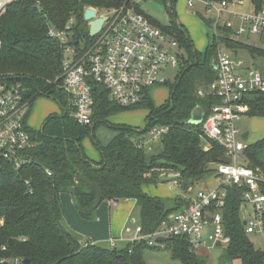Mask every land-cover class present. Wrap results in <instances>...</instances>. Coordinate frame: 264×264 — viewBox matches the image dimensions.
Listing matches in <instances>:
<instances>
[{"label":"trees","instance_id":"obj_1","mask_svg":"<svg viewBox=\"0 0 264 264\" xmlns=\"http://www.w3.org/2000/svg\"><path fill=\"white\" fill-rule=\"evenodd\" d=\"M158 1L165 3L174 18L169 26H162L139 5L136 8L178 42L184 52L179 75L175 84L166 85L170 87V97L165 104L156 106L148 94L140 105L139 108L148 110L141 132L116 126L117 135L106 145L96 140L99 124L131 109L115 104L104 86L93 83V125H79L69 107V96L59 88L65 50L71 46L80 51L83 45L94 41L84 19L86 10L94 9L102 17L126 3L130 5L132 0H11L7 4L0 17V81L21 83L30 111L37 98L43 96L56 100L61 112L50 115L43 130L30 129L34 142L28 153L30 165L15 170L8 163L1 164L0 264L16 257L30 264H148L144 253L154 248L144 243L129 244L124 249L83 243L65 221L61 195H71L81 217L89 221L104 202L134 200L143 233H152L171 214L187 208L191 199L152 197L145 188L180 179L181 188L186 184L188 189L195 190L198 184L207 183L216 175L217 164L229 162L219 145L210 143L206 147L201 124H188L196 107H201L207 116L214 105L220 104L216 98L197 95L200 87L216 80L214 62L219 44L211 38L205 52H199L188 30L176 21L177 0ZM253 3L256 10L263 7V0ZM72 20L75 24L67 44L49 36L52 28L65 30ZM223 33L228 36L226 31ZM223 42L233 51H247L255 66L264 69V48L236 43L227 37ZM245 116L264 118V94L248 99ZM155 127H169V131L152 148L138 146V141ZM88 137L102 156L99 163L85 154L83 142ZM157 146L160 152L154 153ZM243 157V165L260 168L264 174V138L248 145ZM244 191L228 188L224 229L230 242L221 259L224 263L240 260L242 264H264V251L254 247L243 225ZM166 245L173 259L182 264H207L184 239L172 238Z\"/></svg>","mask_w":264,"mask_h":264},{"label":"built area","instance_id":"obj_2","mask_svg":"<svg viewBox=\"0 0 264 264\" xmlns=\"http://www.w3.org/2000/svg\"><path fill=\"white\" fill-rule=\"evenodd\" d=\"M143 1L132 0L130 5L126 3L102 17L95 10L97 18H105V22L92 37L94 41L83 45L80 51L66 47L65 55L69 57L64 60L59 88L69 96V107L79 125H93V83L104 86L118 106L136 109L148 94L152 97L154 88L171 83L166 78L167 71L176 70L178 77L182 50L173 37L137 10ZM195 1L203 5L212 39L219 44L214 62L216 80L197 90L201 98L208 96L220 101L207 116L204 111L202 134L208 142L206 147L210 143L219 145L229 162L216 165L215 174L221 180L213 188H197L191 204L171 214L154 232L143 233V228L138 227L130 244L158 248L163 244L158 239L179 238L186 240L193 252L218 247L219 243L221 248L227 247L230 239L225 234L224 210L230 187L245 190L242 208L248 209L243 219L246 234L264 241V174L260 168L243 165L247 146L237 127L248 111V99L264 94V69L256 67L249 54L248 61L240 57V51L227 48L223 42L226 37L236 43H241V38L255 37L264 43V0L261 9L247 13L230 10L226 0H189V7L194 8ZM74 24L72 20L62 31L52 28L49 36L67 44ZM29 111L22 84L0 81V169L2 163L15 170L32 163L28 154L34 148L27 119ZM168 131L169 127L153 128L137 145L150 148ZM169 186L172 190L180 189V179L172 180ZM110 246L115 248L113 240ZM2 263L24 264V259L16 257Z\"/></svg>","mask_w":264,"mask_h":264},{"label":"rangeland","instance_id":"obj_3","mask_svg":"<svg viewBox=\"0 0 264 264\" xmlns=\"http://www.w3.org/2000/svg\"><path fill=\"white\" fill-rule=\"evenodd\" d=\"M2 1V0H0ZM245 7H242L238 10L242 12L247 11L250 4V0H243ZM189 0H177L175 3V14L176 21L178 24L183 25L189 32L196 49L200 52H204L207 47L210 39L212 38L213 31L205 23L207 18L205 17L204 7L201 3L195 1L194 8L189 7ZM142 10L159 22L162 26H169L174 22V18L169 14L168 8L165 3L158 0H144L140 3ZM101 14H98L100 16ZM211 17V16H210ZM209 19V17H208ZM242 44L252 45L260 48H264V43H261L257 38H241L239 40ZM182 54L184 52L182 51ZM247 51L240 50V57L250 60ZM69 54L65 55V58H68ZM177 77V71L170 69L166 72V78H169L171 84H175V79ZM170 87L161 86L154 88L151 91L152 99L156 106H161L169 100ZM31 113L30 126L33 128L41 129L44 123V120L49 115L59 114L61 112L60 107L56 100L48 97H39L34 102ZM148 115V110L144 108H136L127 111L117 113L110 116L106 122L99 124L95 131L96 140L101 145H106L110 142L118 133L115 129L116 126H126L131 128L133 131H140L146 124V117ZM238 129L241 133H249V138L247 141H244L246 146L254 144L258 141H261L264 138V118H250L248 116H243L241 120L237 123ZM156 128V127H155ZM161 128V127H158ZM147 136H145L146 138ZM83 146L86 150L91 149L95 153H100L97 149L95 143L92 141L91 137H88L84 140ZM155 146V145H154ZM160 147L155 148L154 153H159ZM216 169V167H215ZM220 177L217 175L209 179L207 183L198 184L197 188H213L219 181ZM163 186H167L166 184ZM154 188L148 187L147 191L153 194ZM167 188H163L166 191ZM176 196H181L182 190L171 191ZM75 211L78 216L75 215L73 218H70L71 226H69L75 233L79 234L74 230V225H76V218H81V215L76 208ZM248 209L242 208L241 217L246 219ZM251 243L258 250L264 251V241L256 236H249ZM85 240L83 239V243ZM211 248V247H210ZM224 248H214L212 250V256L208 259L210 263L213 264H242L240 260H236L233 263H224L222 255L224 253ZM144 260L148 264H182L178 260L173 259V254L170 249H167L166 243H163L160 247L154 248L153 250H146L144 253Z\"/></svg>","mask_w":264,"mask_h":264},{"label":"crops","instance_id":"obj_4","mask_svg":"<svg viewBox=\"0 0 264 264\" xmlns=\"http://www.w3.org/2000/svg\"><path fill=\"white\" fill-rule=\"evenodd\" d=\"M228 2L230 5L229 8L232 11L242 12L241 10H238V9L246 6L243 0H231ZM247 9L248 10L245 11L244 13L252 12L254 9H256L253 3V0H250V4ZM204 52H201V53H204ZM49 116H47L45 120ZM30 121H31V114L28 118V124L30 123ZM30 128L35 131H39L42 129V128L41 129L33 128L32 126H30ZM153 146L154 145H152L151 148ZM84 151L88 159H90L91 161L96 162V163H99L102 161V156L100 153H95L91 149H89L88 151L86 150L85 147H84ZM166 185H167L166 187L163 185L151 186V188H154L153 194L149 193L147 191V188H145V192L152 197H158V198H164V199H173L177 197L171 192V191H176V190H172L169 184H166ZM163 188H167L166 191L163 190ZM178 190H182L181 196L192 199L194 197L196 189L195 190L188 189L186 191H183V189L180 188ZM60 201H61V206H62L65 221L68 224V226H71L72 224L70 222V218L71 217L73 218V216L75 217V215L78 216L75 211L76 209L74 207L73 198L69 194H62L60 197ZM78 218L79 219L76 218L75 220L76 225H74L73 228L76 232L79 233L78 235L82 239H84L86 243L89 242L92 244L110 245V241L113 240L115 242L116 249L126 248L130 244V241L134 238L136 229L141 226L139 209L137 207L136 201L134 200L120 201L118 202L117 206H114L111 201L104 202L98 208L95 218L93 220L89 221V220L83 219L82 217L81 218L78 217ZM215 248H219V247H215ZM213 249L214 248H210V247L203 248V249L196 251L195 253L199 257L205 259L207 261V264H213V263H210L208 260L212 256Z\"/></svg>","mask_w":264,"mask_h":264},{"label":"water","instance_id":"obj_5","mask_svg":"<svg viewBox=\"0 0 264 264\" xmlns=\"http://www.w3.org/2000/svg\"><path fill=\"white\" fill-rule=\"evenodd\" d=\"M6 6H5V8H6ZM5 8L2 11V13L0 14V17L4 14ZM84 19L89 24V27H90V36L91 37L96 36L102 30V26H103V24L105 22V18H97V14H96V11L94 9H88V10H86ZM196 64H198V62H196ZM203 118H204V110L201 107H196L193 110L192 114H191V118H190V121L188 122V124H190V125H200L202 123V121H203ZM143 128H142V130H143ZM41 130H43V127H42ZM142 130H140V132ZM248 138H249V133H245L242 136V139L244 141H247ZM182 189H183V191L188 190V185H186V184L182 185ZM244 225H245V223H244ZM169 240L170 239H158V242L159 243H166ZM217 246L218 247H221V244L219 243ZM24 264H30V261L24 260Z\"/></svg>","mask_w":264,"mask_h":264},{"label":"bare ground","instance_id":"obj_6","mask_svg":"<svg viewBox=\"0 0 264 264\" xmlns=\"http://www.w3.org/2000/svg\"><path fill=\"white\" fill-rule=\"evenodd\" d=\"M11 0H2L0 1V14L4 10L5 6L10 2Z\"/></svg>","mask_w":264,"mask_h":264}]
</instances>
